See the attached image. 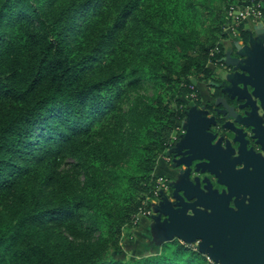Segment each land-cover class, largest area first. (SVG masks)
<instances>
[{"label": "trees", "instance_id": "16d2710c", "mask_svg": "<svg viewBox=\"0 0 264 264\" xmlns=\"http://www.w3.org/2000/svg\"><path fill=\"white\" fill-rule=\"evenodd\" d=\"M252 1L0 0V264H217L120 239L225 56L229 5Z\"/></svg>", "mask_w": 264, "mask_h": 264}, {"label": "water", "instance_id": "95a60500", "mask_svg": "<svg viewBox=\"0 0 264 264\" xmlns=\"http://www.w3.org/2000/svg\"><path fill=\"white\" fill-rule=\"evenodd\" d=\"M260 30L261 37L250 36L243 47L236 44L238 50L230 61L221 59L229 71L223 81L212 83L219 88L212 102L214 113L208 116V109L195 108L186 114L185 132L169 150L174 154L173 167L179 169L176 181L170 185V195L161 194L152 215L166 239L197 242L198 250L218 264H264V35ZM214 151L225 155L229 180L223 178L222 168L211 167ZM220 185L226 188L219 191ZM253 187L257 191H251Z\"/></svg>", "mask_w": 264, "mask_h": 264}, {"label": "crops", "instance_id": "0c3cea01", "mask_svg": "<svg viewBox=\"0 0 264 264\" xmlns=\"http://www.w3.org/2000/svg\"><path fill=\"white\" fill-rule=\"evenodd\" d=\"M259 3L261 5H263L264 8V0H259ZM264 10V9H263ZM243 28L245 30H247L250 33V36H252L253 38H259L261 37V24L260 22H245L243 23ZM229 36V34H228ZM235 37V36H233ZM250 38V37H249ZM226 40H229V42L227 41L228 44H226V42L223 43V51H224V58L226 59V61H230L236 54L237 50L236 49V44H239L241 47H243L244 45H246L247 43H244L243 40L241 38H234L232 39V37H228ZM231 41V42H230ZM221 63V62H220ZM220 63H211V65H209V67L211 69H213V72L217 73V75L223 79L224 75L227 73L226 71L228 69H224L225 67H222L220 65ZM229 71V70H228ZM196 86V90L198 91L199 97H200V103L201 104H205L206 102H212L213 101V93L211 92L212 89V84L210 83H206L203 81H196L195 83ZM188 105H190V103H188ZM186 123V120L184 122V124ZM179 169H175L173 167L172 164L169 165H163V164H159L156 168L154 173L155 174H161L165 175L167 177V179L169 181H171V183H174L176 181L177 178V172ZM132 231L134 232V236H136V241H138V244L136 246H140L141 248H143L144 250L148 247H151L152 245H156V247L158 246L159 249V245L163 242V241H168L169 239L165 238V234L162 230V228L160 227L159 224H157L156 220L154 219V217H142L139 220V224L138 226H136L135 228L132 229ZM133 242V243H136Z\"/></svg>", "mask_w": 264, "mask_h": 264}, {"label": "built area", "instance_id": "2783aa9c", "mask_svg": "<svg viewBox=\"0 0 264 264\" xmlns=\"http://www.w3.org/2000/svg\"><path fill=\"white\" fill-rule=\"evenodd\" d=\"M228 16L230 17L231 23L229 22L227 26L228 28L226 27V30L228 29L227 31H229L231 34H234V30H237L238 26L242 23L260 22L263 28V35H264V12L260 7V3L252 1L251 3H248L244 6L238 5L236 3H231L228 7ZM216 51H218V46L214 47L211 53L216 52ZM180 129H181L180 126L176 127L175 131L177 133L176 134L174 133L172 135L171 141L175 142L178 140L177 135L180 134L179 133ZM170 149H172V147L168 148L165 153H161L157 157L156 162L157 163L165 162L168 164L171 163L172 157L169 152ZM168 186H169V180L166 177H163V176L157 177L155 188L152 191L154 198L157 197L159 193H162L164 191L166 192L168 190ZM149 200H150L149 198H146L145 200L142 201V205L138 208L137 213L134 216V220L132 221L133 224H135L140 217H148L154 214L153 213L154 206L158 203L155 202L154 204L152 203L153 205L152 204L150 205Z\"/></svg>", "mask_w": 264, "mask_h": 264}, {"label": "rangeland", "instance_id": "374dc122", "mask_svg": "<svg viewBox=\"0 0 264 264\" xmlns=\"http://www.w3.org/2000/svg\"><path fill=\"white\" fill-rule=\"evenodd\" d=\"M226 1V0H225ZM222 3H224V0H219V4L222 6L223 4ZM225 4V3H224ZM223 7V6H222ZM229 22L231 23V20H229ZM228 25L226 24V27H227ZM228 28V27H227ZM226 29V28H225ZM228 30V29H227ZM227 33L229 34V36L227 35V37L226 38H224L222 41H221V43H222V46H223V43L224 42H226V44H228L227 43V41L229 42V40H226L228 37H232V39H234V38H238V35H239V29H237V30H234V34H231L229 31H227ZM237 34V35H236ZM233 36H235V37H233ZM231 42V41H230ZM213 64H215V63H213ZM209 65H211V63L209 64ZM211 69V68H210ZM212 70V75L210 76V80H208V83L210 84V83H213V82H220V81H223L218 75H217V73H215V72H213V69H211ZM204 82V81H203ZM207 83V82H206ZM218 91H219V89L218 88H215V87H213L212 89H211V92L213 93H218ZM151 93V89H150V87H148V88H146V87H144V88H142V89H138L137 91H135V92H133V93H131V96H132V98H134V96H137V94H139V95H143V96H146V95H149ZM195 101V99L193 98V97H189V98H186L185 99V103H186V107H187V113L188 112H190V111H193L195 108H198L196 105H197V103L196 102H194ZM188 103H190V105H188ZM128 105H129V102H128ZM125 107V106H124ZM185 119H186V117H185ZM185 119H184V121H183V123L181 124V129H180V134H178L179 136L177 137V138H179L180 137V135H181V133L183 134L184 132H185V124H184V122H185ZM178 141V140H177ZM65 160H67V159H65ZM172 163V162H171ZM171 163H169V164H171ZM173 164V163H172ZM155 188V187H154ZM171 186L169 185L168 186V190L165 192H162V193H159L158 194V196L157 197H155L154 198V195L152 194L151 196L150 195H147L143 200H145L146 198H149L150 200H149V203H150V205L153 203H155V202H157V203H159L160 202V198H161V194H168V195H170V193H171ZM156 195V194H155ZM152 204V205H153ZM157 206V204L154 206V209H155V207ZM153 213H154V210H153ZM155 214V213H154ZM153 214V215H154ZM150 217H152V216H150ZM133 224V223H132ZM128 237H130V235H129V230H127V229H124L123 231H122V233H121V239H120V245H121V249H122V253H123V256L125 257V258H130V257H138V256H140V255H142L143 253L145 254V253H147V251L146 250H144L143 248H141L139 245L138 246H136L137 244H138V241H136V236H134V238H135V241H136V243H133V242H131L130 241V238H128ZM180 241V240H179ZM181 243H184V242H182V241H180ZM186 246H191L192 247V249L193 250H198V246H197V242H189V243H186L185 244ZM151 251V250H150ZM204 254V253H203ZM204 255H206V254H204ZM207 257V256H206ZM208 259V258H207ZM209 260V259H208ZM210 261V260H209ZM217 263V262H216ZM218 264V263H217Z\"/></svg>", "mask_w": 264, "mask_h": 264}, {"label": "flooded vegetation", "instance_id": "af4514ba", "mask_svg": "<svg viewBox=\"0 0 264 264\" xmlns=\"http://www.w3.org/2000/svg\"><path fill=\"white\" fill-rule=\"evenodd\" d=\"M220 65L222 66V67H224V65H223V63H220ZM216 83V82H215ZM220 83V82H219ZM212 84V83H211ZM213 88V87H212ZM216 88H218V87H216ZM219 89V88H218ZM219 92V91H218ZM214 95H217L216 93H214L213 92V101H214V98H215V96ZM212 101V102H213ZM201 101H200V97H199V103H197V107L198 108H202V109H208L210 112L208 113V116H210L212 113H214V111H213V109H214V107H213V105H212V102H206L205 104H201L200 103ZM216 121H217V124H219V125H221L222 123H223V121H221V118H220V116H216ZM214 133H218V131H217V129H215L214 130ZM178 140H179V138H178ZM177 141H175V143H176ZM174 143V144H175ZM235 147V146H234ZM253 149H255V151H259L260 152V149L258 148V147H254ZM213 154H215V157H214V161H213V165L211 166L213 169H217V168H222L223 169V178L226 180V179H228L229 180V176L226 174V171H227V168H228V163L226 162V158H225V155H223L222 153H219V152H212ZM171 157H172V163L174 164V162H173V160H174V154L173 153H171ZM250 160V159H249ZM263 160H264V133H263ZM171 163V164H172ZM172 164V165H173ZM239 167H241V166H236V168H239ZM172 183H171V181H169V185H171ZM215 185H217V184H215ZM215 185H214V187H215ZM263 187H264V163H263ZM226 187L224 186V185H220L219 186V191H221L222 189H225ZM251 191H257V187H253L252 189H251ZM264 191V190H263ZM230 205H232V204H230Z\"/></svg>", "mask_w": 264, "mask_h": 264}]
</instances>
